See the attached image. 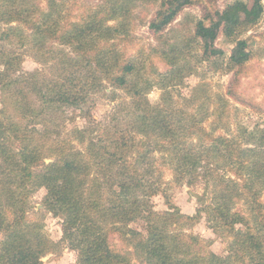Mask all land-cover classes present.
<instances>
[{
    "label": "trees",
    "instance_id": "obj_1",
    "mask_svg": "<svg viewBox=\"0 0 264 264\" xmlns=\"http://www.w3.org/2000/svg\"><path fill=\"white\" fill-rule=\"evenodd\" d=\"M43 1L0 0V230L5 235L0 264H44L42 258L55 250L42 224L27 215L29 200L42 188L47 191L45 209L63 219L62 241L77 252L81 264H131L129 253L111 243V232L133 243L134 253L149 264H264V204L259 201L264 191V133L246 129L239 138L214 137L202 120L198 124L196 115L182 108L145 106L149 84L142 77L144 64L122 60L117 45L131 33L137 2L157 3L150 28L161 37L187 6L217 0H103L72 23L66 0ZM263 16L264 0H234L224 9L207 10L194 26L200 61L240 72L253 49L239 34ZM66 21L70 27L61 33ZM220 35L236 38L229 57L216 45ZM48 39L71 46L75 55L61 48L59 52ZM179 43L171 44L175 51L170 54L162 53L169 62L180 61V53L190 50L191 40ZM27 47L38 55L46 50V60L53 63L47 72H24ZM109 87L113 100L121 90L131 102H120L110 127L96 134L93 97ZM80 116L89 119L87 126L73 128L76 138L61 139L68 121ZM47 158L54 161L46 163ZM217 160L228 167L227 182L198 194L195 215L182 213L165 186L162 167L172 170L174 183H186L191 191ZM158 194L164 196L166 210L154 208ZM237 200L249 211L234 210ZM204 214L217 233L232 239L228 255L191 256L183 250L185 237L200 244L182 229ZM139 220L147 234L130 227ZM237 224L244 229H236Z\"/></svg>",
    "mask_w": 264,
    "mask_h": 264
},
{
    "label": "rangeland",
    "instance_id": "obj_2",
    "mask_svg": "<svg viewBox=\"0 0 264 264\" xmlns=\"http://www.w3.org/2000/svg\"><path fill=\"white\" fill-rule=\"evenodd\" d=\"M66 1L68 4L66 11L70 12L69 16L71 15L67 20L71 23L81 20L103 2V0ZM137 1L134 0L133 4ZM232 1L234 0H217L215 3L197 1L187 6L161 37H158L150 28V22L158 10L157 3L154 1L150 3L137 2L132 8L133 17L130 23V35L119 38L117 42L118 48L122 52V60L131 59L136 61L137 64H144L145 66H141L142 77L146 80L147 85L149 84L148 87L145 86V88H148L145 106L182 108L186 112L196 115L198 124L202 120L203 127L206 128L207 132L212 133L214 137L233 136L239 138L246 129H260L261 133H264V16L252 28L239 34V38L248 39L253 49L252 59L240 72L217 69L214 67L213 62H201V53L197 48L194 37V26L197 19L203 17L207 10L224 9L226 4ZM40 3L41 5L45 4L43 0ZM68 21L61 28V33H64L70 27ZM14 24H17V22ZM235 39L220 35L216 45L223 49L226 56L229 57L232 48L235 46ZM181 40H191L190 50L186 49V52L180 53V56H182L180 61H176V63L169 62L168 57L163 56L162 53L167 52V54H170L171 51H175L174 47L181 44L179 43ZM48 43L56 44L59 52L61 48L72 56L75 55L71 46L64 45L59 40L53 42V39H48ZM174 43L175 46H171ZM45 52L46 50L42 52L43 55H38L34 49L27 47L24 52L22 68L25 70L24 72L31 73L35 70L47 72V67L49 68L53 63L46 60L48 57ZM106 81L104 83L109 85ZM111 89L112 87H109L106 92L101 91L94 94L91 115L96 134H102L110 127L112 114L116 106L120 105V102H131V97L121 90H118L117 99L113 100V94H110ZM2 98L0 88V110L4 106ZM67 112H73V109L67 108ZM14 118L18 119V116ZM70 120L63 130L61 139L76 138L72 132L73 128L75 126L84 128L90 122L85 116H80L72 122ZM119 126H121V123H119ZM261 133H259V136H261ZM151 139L158 141L155 137ZM78 147L85 149L81 144ZM156 154L159 155V151H156ZM47 160L54 161L53 158H47L46 163H50ZM216 162L219 163H213L210 166L208 176L204 177L202 174L198 186L191 191L186 183L181 185L174 183L172 170L165 169L160 165L164 172L165 186L168 184L172 201L180 208L182 213L190 216L195 215L200 204L198 194H204L205 190L210 193L216 185H218L217 187L223 186V181L227 182V178H229L227 165L223 164L221 160ZM46 193L45 188L34 193L29 200L30 209L27 212L29 219L42 224V231L53 242L55 250L45 256L47 259L43 260L44 264H81L77 252L72 250L67 242L62 241L63 219L45 209L44 198ZM259 201L264 204V191ZM152 204L158 211L167 209L162 194L156 195ZM234 210L249 211L248 205L244 201L238 200L234 205ZM130 227L140 231L143 230L147 234L145 223L142 220L131 223ZM235 228L243 230L244 226L237 224ZM182 231L186 235H193L194 238L196 237L200 241V244H197L195 241L192 242L189 237H185L186 246L183 250L190 251L191 256H196L199 253L204 255L207 252H213L219 256H226L231 253L232 239L222 237L220 233H217L211 227L206 214L198 221L187 224ZM4 236V232L0 230V240H3ZM110 237L113 246L120 251L129 253L131 264H149L144 256L134 253L135 245L133 243L127 244L122 241L121 234L111 232ZM178 256L181 257L183 254Z\"/></svg>",
    "mask_w": 264,
    "mask_h": 264
},
{
    "label": "water",
    "instance_id": "obj_3",
    "mask_svg": "<svg viewBox=\"0 0 264 264\" xmlns=\"http://www.w3.org/2000/svg\"><path fill=\"white\" fill-rule=\"evenodd\" d=\"M51 160H47V162H50ZM47 258L46 257H44V259L43 260H46Z\"/></svg>",
    "mask_w": 264,
    "mask_h": 264
}]
</instances>
